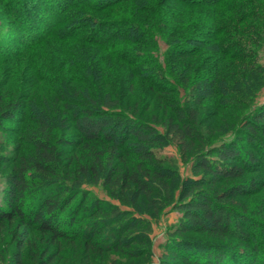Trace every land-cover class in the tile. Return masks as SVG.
<instances>
[{"label": "trees", "instance_id": "16d2710c", "mask_svg": "<svg viewBox=\"0 0 264 264\" xmlns=\"http://www.w3.org/2000/svg\"><path fill=\"white\" fill-rule=\"evenodd\" d=\"M122 1L20 0L21 43L33 51L56 35L107 47L130 33L142 42L147 31L137 22L92 19L89 24V17L76 18V12L68 10L89 3L102 11ZM156 3L162 14L169 4L203 7L209 13L193 28L179 20L177 30H186L175 45L198 43L187 50L201 51L209 43L228 61L258 66L263 72L259 55L264 48V0ZM33 6L38 12L31 11ZM126 63L132 79L139 63ZM186 82L189 106L171 103L172 113L160 118H144L137 108L129 112L111 89L80 96L62 92L55 98L56 107L32 106L24 120L17 105L3 107L2 118L29 123L18 127L17 155L10 159L6 196L0 202V261L7 255L13 264H63L76 258L77 264H133L145 256L150 239L151 222L144 214L158 218L171 206L181 216L165 244L169 258L181 264H264V220L255 217L264 212L254 203L258 195L264 197V111L260 108L254 119L247 118L235 138L211 139L197 123V109L222 84L208 69L191 71ZM72 133L78 139L71 140ZM171 141L177 142L182 160L191 162L187 179L181 180L173 157L160 154ZM74 151L75 158H69ZM87 183L103 185L132 210L88 197L83 189ZM35 235L43 244L32 241Z\"/></svg>", "mask_w": 264, "mask_h": 264}, {"label": "rangeland", "instance_id": "374dc122", "mask_svg": "<svg viewBox=\"0 0 264 264\" xmlns=\"http://www.w3.org/2000/svg\"><path fill=\"white\" fill-rule=\"evenodd\" d=\"M156 1L125 0L102 11L92 9L89 3L73 4L68 7L71 14L76 12L73 13L76 18L80 15L89 17V24H92V19L103 21L125 19L137 22L145 29L143 31H147L142 42L134 33L126 35V39L114 40L107 47L86 40L78 42L72 38L66 40L64 38L67 36L54 35L50 36L47 42H42L41 47L27 51L25 44L21 43L25 35L21 31L17 17L20 0H0V96L4 101L0 103V202L5 200L6 196L7 173L13 164L10 159L17 155L18 127L20 124L24 126L29 123L26 120L21 123L15 119L2 118L3 107L17 105L21 110L18 116L20 120H24L27 119L32 106L44 104L49 108L56 107L55 98L62 92L83 95L106 93L107 89H111L113 95L121 97L122 107L129 106V112L137 108L144 113V118L150 119L151 116L160 118L164 114L172 113L168 109L171 103L189 106L186 104L188 76L191 71L208 69L217 74L222 88L197 109V123L206 136L214 140L235 138L241 134V128L247 118L254 119V112H258L260 108L264 111V70L260 71L258 66L249 67L242 61H228L209 43H205L201 51L187 50L198 43L184 47V44L175 45L179 39L178 34L186 30L182 27L177 30L179 20L186 23L184 26L189 25L193 28L196 20L201 24L203 18L209 16L206 9L175 8L173 6L175 4H169L163 15ZM34 10L38 12L33 6L31 11ZM32 18L38 21L35 14H32ZM143 23L150 28L145 25L143 27ZM201 38H205L204 35ZM189 54L193 55L188 56ZM259 56L264 64V48ZM129 61L139 63L133 67L139 71L132 79L129 74L131 67L126 63ZM154 71L157 73L154 74ZM153 79L152 82L148 81ZM108 84L111 85L108 87ZM163 86L171 88L172 91L167 87L164 89ZM233 94L239 99L232 97ZM261 124L264 126V120ZM73 139H78L75 133H72L71 140ZM240 143L243 146L248 145L242 140ZM71 147L74 146L71 145L69 148ZM74 152L69 158H75L77 151ZM82 152L84 150L79 149L78 153ZM160 154L173 157L177 161L181 180L192 176L191 162L182 160L176 141L164 146ZM83 189L90 198L96 197L103 202L119 204L132 210V207L112 198L106 188L99 183L84 184ZM254 203L256 207L257 205L262 207L264 212L263 194L255 197ZM135 212L140 214L138 211ZM144 216L151 222L150 239L145 256L133 259V264H168L169 260H173L174 264H181V260L169 258V249L165 247L181 213L168 206L158 218L148 213ZM255 217L264 220V213ZM32 241L39 245L43 244L37 235ZM51 250H56V247L52 245ZM113 255L126 260L125 256L118 253ZM73 260L76 261H63V264H77V258ZM126 262L131 264L130 260ZM0 264L13 262L11 257L6 255Z\"/></svg>", "mask_w": 264, "mask_h": 264}]
</instances>
